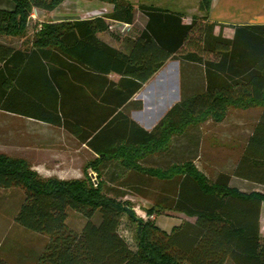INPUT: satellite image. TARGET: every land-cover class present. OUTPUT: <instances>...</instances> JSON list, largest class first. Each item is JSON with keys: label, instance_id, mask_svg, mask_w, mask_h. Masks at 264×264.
Here are the masks:
<instances>
[{"label": "trees", "instance_id": "obj_1", "mask_svg": "<svg viewBox=\"0 0 264 264\" xmlns=\"http://www.w3.org/2000/svg\"><path fill=\"white\" fill-rule=\"evenodd\" d=\"M10 1L11 9L0 7V111L62 127L98 155L90 166L97 173L89 183L44 178L24 159L0 153V187L24 190L14 221L48 236L35 264H264V192L228 187L227 173L214 181L202 173L193 162L200 126L190 122L223 111L227 104L258 105L233 175L264 184V24L234 26L231 38L215 35L216 23L209 19L212 0H198L199 14L188 23L180 13L151 4L157 0H136V7L131 0H98L112 4V10L92 18L38 17L34 22L29 19L33 8L49 12L65 0ZM135 8L146 19L142 27ZM115 23L129 26L120 34L119 47L97 35ZM173 58L201 67L204 87L185 91L147 130L120 107ZM109 73L120 75L119 80L109 81ZM71 77L100 84V100L112 101L101 107L102 116L91 118L98 109L91 98L68 105ZM163 135L168 145L146 153L158 156L153 166H144L145 156H136L145 155L140 148L161 146ZM103 168L110 169L101 178ZM126 170V179L132 180L125 186L138 191L144 182L160 180L164 185L156 205L194 221L184 219L166 232L154 219L141 220L137 246L131 247L119 231L123 202L104 191V183L119 181ZM67 208L86 218L80 232L67 226ZM96 212L99 219L92 221ZM0 264L10 263L0 259Z\"/></svg>", "mask_w": 264, "mask_h": 264}, {"label": "crops", "instance_id": "obj_2", "mask_svg": "<svg viewBox=\"0 0 264 264\" xmlns=\"http://www.w3.org/2000/svg\"><path fill=\"white\" fill-rule=\"evenodd\" d=\"M133 3H135L136 7V0H134ZM151 4L180 13L185 23H188L193 15L199 14L198 0H157L151 2ZM66 5H70L67 6V8L72 12L63 15L61 12L67 9ZM104 5L103 2L98 0H65L55 10L43 12L44 14L40 19L42 20L45 16L51 17V15V19L67 18L65 16L74 18L71 16H74L73 12L76 11L85 12L86 15L83 18H92L98 16V14L94 13L96 8ZM12 6L13 3L10 0H0L1 8L11 9ZM76 17L80 18L78 15H76ZM209 19L216 23L213 30L215 35L221 33L222 36L231 38L234 35V26L264 24V0H212ZM135 20L139 27H142L146 21L143 14H141L137 8H135ZM118 27L122 29L123 25L119 23L112 24L109 30L99 32L97 35L105 42L119 47L121 46V35L115 30L113 33L119 34L120 37L106 34L108 31L112 32V29ZM5 39H7V41H12V43L20 42V38H12V40H9V38ZM123 51L126 52L127 49ZM174 60L178 62L179 67L180 94L171 104L177 102L185 91L188 93L196 90L199 91L205 84L203 69L201 67L183 62L179 64L180 62L177 59ZM171 62H173L172 59L167 60L142 85V87L120 107V110L127 113L130 118L147 130L153 127L145 126L143 124L144 120L142 121V119L138 117L140 115H147L149 111L155 112L159 104L164 100L163 98L168 96L169 92L173 89V73L176 72V69L170 64ZM106 78L116 83L120 75L109 73L106 75ZM156 78L158 79L155 80ZM152 82L153 84H151ZM70 85L71 90L67 96L69 106L73 107L81 101L88 100V98L98 102L94 104L97 105L98 109L95 111L93 110V116L91 118H94V116H102L104 113V109L102 108L112 104V101L105 102L104 100H100V97L104 94L99 92L98 95L96 93L102 88L98 82L87 80L86 78L77 80L71 77ZM151 87H153V91L149 92L147 89ZM154 106L156 107L154 108ZM1 112L6 115H15L8 112L0 111V113ZM164 113H162V116ZM21 117L28 122V129L21 130L22 143L17 147H21L20 150L23 152L22 154H24V159L28 162L29 166L40 175H46V171L55 166L59 168L75 169L77 166L76 154L79 145L84 149L86 148L92 155L95 154L87 148L84 143H81L75 136L62 127L52 126L28 117ZM251 131L250 128L249 130H245V132L233 129L229 131H219L217 133L212 132L211 128L200 127L198 155L193 161L195 166L212 181H214L220 173L230 174L228 187L235 188L241 192H264V184L233 175V169L245 148ZM13 135L14 134H12V136ZM15 142H17V140L13 141V138L10 139L6 146V150L11 152L12 150H9V147H14L16 144ZM63 160H65L64 166H62ZM168 213L170 214L156 215L154 219L155 224L166 232H169L172 227L180 224L184 219L189 221H194L195 219L193 216H187L178 211L168 210ZM260 235L264 236V202L261 204L260 212ZM225 264L233 263L227 260Z\"/></svg>", "mask_w": 264, "mask_h": 264}, {"label": "rangeland", "instance_id": "obj_3", "mask_svg": "<svg viewBox=\"0 0 264 264\" xmlns=\"http://www.w3.org/2000/svg\"><path fill=\"white\" fill-rule=\"evenodd\" d=\"M133 1L134 0H132V2ZM67 6L70 5H66V8ZM71 12L69 8H67L61 13H63V15H66L70 14ZM80 13L81 11L73 12L74 16L71 17H76V15ZM43 14V12H40L38 17L40 18L41 16H43ZM65 17L68 18L69 16ZM51 18L52 15L51 17L45 16L42 19L46 20ZM33 22H31L28 26L27 35L32 32V27L34 24ZM114 30L119 34H125L126 32V30L123 31L118 27L112 29V32L108 31L106 34H114ZM172 61L173 62H171L170 64H172L176 69V72L173 73V89L169 92L168 96L163 98L164 100L161 102V104H159L155 112L149 111L147 115H140L138 117L139 119H142V121L144 120L143 124L145 126L153 127L159 121V118L162 117V113H164L168 108L171 107V102L179 97V67L178 62L174 60V58L172 59ZM179 64H182V62H180ZM157 79L158 78H156L155 80ZM151 84H153V82ZM147 90L149 92L153 91V87ZM155 107L156 106H154V108ZM259 110L260 107L258 105L242 107L238 104H227L226 106H224L223 111H217L216 113L210 112L201 120L190 119V122H198L200 127L211 128L212 132L217 133L219 131H229L233 129H236L240 132H245V130H249L255 123L256 117L259 114ZM27 125L28 122L21 116L6 115L2 112L0 113V153L6 154L9 157L24 159V154H22L23 152H21L20 150L21 147L18 148L17 146H20L22 143L21 130H27ZM12 134L14 135L12 136ZM12 138L13 141L17 140V142H15L16 144L14 145V147H9V150H12L11 152H9L6 150V146L8 145V141ZM160 141V143L162 144L161 146L157 143H151L147 147L140 148L142 152H145V155H140L139 153H137L138 155L136 156L140 159L145 156L143 158L144 166H153L158 156L156 155V153L152 156H148L146 155V153L148 154L150 151L156 150V148L158 149L165 147L166 145H168L169 140L166 135H163ZM173 142H175L174 144H178L177 139H175V141ZM177 150H179V148H177ZM76 156L77 166L75 169H67L63 167L59 168L58 166H55L52 169L47 170L46 175L41 176L44 178L55 177L66 180L74 178L84 180L86 179L89 183H92L97 172L96 169H93L90 166L91 164H93L92 162H95L97 160L98 155H92L86 148L84 149L79 145ZM64 161L65 160H63L62 162V166H64L65 164ZM108 167L111 168L110 165ZM108 169L103 168L102 170H100L101 178H103L101 172H106L108 171ZM177 170H180V168L178 167ZM128 174L129 172L128 170H126L125 175H123V178L119 181H115L113 183H104V191L108 195L121 200L124 207H128L131 209L133 216H131L124 209V214L119 225V231L126 238L130 246L135 248L137 246L138 227L141 220H147L149 218L155 219L156 215H165L170 213H168V210H163V208H160L156 205L159 190L164 185H162V182L160 180L151 179V181L144 182V186H141V188L139 189L140 191H137L136 189L125 186L126 181L132 180V177L126 179V176ZM59 176H61L62 178ZM119 184L122 185L120 186ZM23 199L24 190L22 188L0 187V259L8 261L10 264H35L37 256L42 251L48 239L47 235L31 231L25 227H22L14 221V216L17 213ZM91 219L92 221H97L99 219V213L96 212ZM85 222L86 218L82 214L71 208H67L66 224L69 228L73 229L76 232H80Z\"/></svg>", "mask_w": 264, "mask_h": 264}, {"label": "built area", "instance_id": "obj_4", "mask_svg": "<svg viewBox=\"0 0 264 264\" xmlns=\"http://www.w3.org/2000/svg\"><path fill=\"white\" fill-rule=\"evenodd\" d=\"M104 3V2H103ZM105 5L102 6V7H99V8H96V10L94 11V13L98 14V15H105L107 13H109L112 8H113V5L110 4V3H104ZM41 12V10L37 9V8H33L32 11L30 12V15H29V19L31 21L35 20L38 18V15L39 13ZM86 15L85 12H81L80 14H78V16L81 18H83L84 16ZM123 25V28L122 30H126L128 31L129 29V26L127 24H124V23H121ZM95 179V178H94Z\"/></svg>", "mask_w": 264, "mask_h": 264}, {"label": "water", "instance_id": "obj_5", "mask_svg": "<svg viewBox=\"0 0 264 264\" xmlns=\"http://www.w3.org/2000/svg\"><path fill=\"white\" fill-rule=\"evenodd\" d=\"M124 209L131 215V216H133V213H132V211H131V209L130 208H128V207H124Z\"/></svg>", "mask_w": 264, "mask_h": 264}]
</instances>
